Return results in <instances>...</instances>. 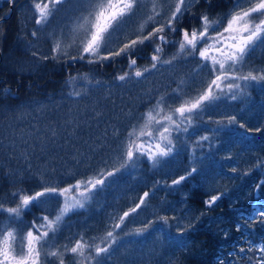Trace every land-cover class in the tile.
<instances>
[{
    "label": "trees",
    "instance_id": "16d2710c",
    "mask_svg": "<svg viewBox=\"0 0 264 264\" xmlns=\"http://www.w3.org/2000/svg\"><path fill=\"white\" fill-rule=\"evenodd\" d=\"M234 3L235 0H193L192 8L179 24L189 30L199 28L202 15L211 19L226 17ZM74 9L61 8L47 27L41 28L34 23L31 0H15L13 12L9 0H0V141L16 145L8 149L0 146V202L5 207L15 206L12 192L31 193L49 185L67 187L77 180L114 170L124 160L123 149L132 125L139 127L143 123V114L161 95L174 100L177 107L201 93L213 78L208 70L200 68L199 60L192 59L167 67V77L175 76L171 85L162 83L161 72L157 71L145 73L140 82L134 76L131 82L117 81L118 75L133 73L128 61L120 58L95 64L66 57L41 59L55 55L54 38L60 36L61 29L67 37L75 17L80 15ZM166 16L165 8L156 19L163 23ZM155 26L149 22L145 31ZM33 31L37 36H32ZM135 34L134 30L130 37ZM174 38L179 39V34ZM69 51L74 53L75 49ZM33 52L38 55L33 56ZM151 53L150 45L138 46V67L151 65ZM261 69L264 48H258L248 58L238 75ZM77 90L87 95L82 99L69 96ZM236 95L235 100L228 95L205 108L187 133L181 132L178 137L173 133V153L160 165L153 167L152 161L139 156L127 168L108 177L85 208L65 217L53 243L69 244L81 235L89 243L93 238L95 243H101L111 230L117 243L107 264H220L221 260L230 264V252L240 246L247 248L243 238L237 240L241 235L235 230L237 223L245 235L253 229L264 231L241 218V213L245 217L250 213L251 205L264 202V185L256 189L264 181V82H251L249 88L244 87L243 93ZM230 116L253 131L245 133L237 125H230ZM53 128L54 143L50 139ZM256 128L261 131L256 132ZM202 136L209 139L201 140ZM41 137L48 145L43 152ZM229 155L231 159H226ZM193 167L197 171L188 176ZM233 167L236 172L231 171ZM180 176L187 179L172 185V180ZM145 192L149 194L145 204L120 228H113ZM212 194L220 195V200L207 209L203 201ZM45 199L49 203L25 210L21 229L26 231L39 217L51 219L62 206L61 197ZM162 216L177 217L179 223L169 219L165 224ZM6 217L0 212V229L8 223ZM185 226L187 231L180 236L178 229ZM145 227L147 231L142 235L134 234L135 229ZM176 240L185 241L186 246H178ZM69 259L70 256L66 258Z\"/></svg>",
    "mask_w": 264,
    "mask_h": 264
},
{
    "label": "snow or ice",
    "instance_id": "6c2138e0",
    "mask_svg": "<svg viewBox=\"0 0 264 264\" xmlns=\"http://www.w3.org/2000/svg\"><path fill=\"white\" fill-rule=\"evenodd\" d=\"M31 2L35 13L34 23L41 28L47 27L61 8L84 9L75 17L76 23L70 28L66 38L63 29L60 36L54 38L52 51L55 55L43 56L41 59L59 60L66 57L72 61L86 60L89 64H95L120 58L127 60L128 67L134 71L132 74L125 72L115 79L119 82H131L134 76L137 78L136 82H140L139 78L145 77V73L157 68L158 63L170 65L177 59V55H173L171 59H161L163 46L172 43L177 46L178 55L193 58L198 56L199 60L204 62L200 67L206 68L213 77L201 93L190 100H184L175 108L172 107L174 100L169 102L164 95H161L155 105L143 114V123L139 127L132 125L123 149L124 160L114 170L77 180L75 184L67 187L49 185L31 193L12 192L11 195L16 198L14 207H5L0 202V212L7 213L8 220V223L0 229V264H107L114 254L113 245L117 243L114 232L107 231L101 238V243H95V238L89 243L81 235L79 239L69 244H54L53 241L57 233L61 232L65 217L85 208L87 202L93 198L94 191L99 190L98 186L102 188L108 177L115 176L121 169L127 168L129 162L137 157L146 156L152 161L153 167L160 165L173 153V133H176L177 137L181 132L187 133L189 127L193 126V121L199 118V114L209 105L220 100L225 90L233 100L237 99V92L243 93L244 88L241 84L230 81L264 82V69L256 73L249 71L247 74L237 75L248 58L258 48H264V0H235L233 9L226 17L211 19L207 15H202L199 18L200 27L191 30L178 29L174 25L179 24L181 18L190 11L193 0H150V14L137 26L134 38L130 37L126 28L140 10L142 0H87L86 4H81L80 0H76V3L73 0H31ZM195 2L198 3L199 0ZM9 3L14 4L15 0H9ZM165 8L167 19L160 23L156 18L162 15ZM149 22L156 26L150 31H145ZM177 32L180 36L179 40H172L169 33ZM32 36H37V32L33 31ZM146 42L155 44L156 47L151 56V66L141 69L137 67L136 53L138 46ZM70 49H75V52L69 51ZM36 55L38 54L33 52V56ZM71 79L75 80L76 77ZM96 83L99 84L100 81ZM85 95L86 92L78 90L69 93V96L81 99ZM228 123L244 129L245 133L253 131L245 123L237 121L235 116H230ZM255 131L260 132L261 129L256 128ZM51 132L50 139L54 143L56 129H51ZM145 136L149 140L147 144L141 140ZM208 139L207 136L201 137V140ZM40 140V151L43 152L48 145L43 143V137ZM0 146L5 149L16 147L14 142L3 145L2 141ZM29 147L32 148V145ZM22 155L27 157L26 152ZM226 159H231V156H227ZM196 171L197 169L193 167L188 172V176ZM231 171L236 172V168H231ZM186 179V176H180L172 180V185H179ZM262 185L264 181L256 186L257 191ZM148 195L145 192L130 211L124 212L118 218L113 228H120L127 217L145 204ZM47 197H63L62 206L58 207L56 214L51 219L46 215L34 219L26 231L21 229L19 224L22 222L25 210L49 203L45 199ZM218 200L220 195L212 194L203 203L207 209H211ZM250 208V213L246 217L241 213V218L259 224L264 230V202L254 203ZM160 219L165 224L169 219L179 223L177 217L162 216ZM235 230L241 234L237 240L243 238L244 243L248 245L247 248L238 247V253H260L258 258L248 257L246 264H264V231L260 234V242L256 243L251 233L245 235L239 223L236 224ZM146 231L147 227L137 228L134 234L142 235ZM185 231L187 226L179 228L178 234L183 236ZM174 243L180 247L186 246V242L182 240H176ZM238 253L234 250L228 255L236 256ZM69 256L71 259L66 260ZM220 264H224V261L221 260Z\"/></svg>",
    "mask_w": 264,
    "mask_h": 264
},
{
    "label": "rangeland",
    "instance_id": "374dc122",
    "mask_svg": "<svg viewBox=\"0 0 264 264\" xmlns=\"http://www.w3.org/2000/svg\"><path fill=\"white\" fill-rule=\"evenodd\" d=\"M80 3L81 4H86L87 3V0H80ZM150 9H151V3H150V0H142V4H141V8H140V10L136 13V15H135V17H133V19H132V21H131V23L128 25V27L126 28V31L129 33V35L130 34H132L133 32H134V30L137 28V26L139 25V24H141V23H143L145 20L144 19H142L143 18V16H146L147 14H148V12H150ZM82 11H84V9L83 8H81V7H77V8H75L74 9V13H81ZM75 23H76V21H75ZM74 25V24H73ZM150 46H151V48H152V54H153V51H154V48L156 47V45L155 44H150ZM164 47V51H166L165 52V57H166V59H171L172 57H173V55H177V59L175 60V61H183V60H187V59H192L193 61H197V60H199V57L197 56V57H195V58H193V57H187V56H184V55H178L177 54V46H174L172 43H169V44H167V45H164L163 46ZM162 59V58H161ZM164 59V58H163ZM174 61V62H175ZM173 62V63H174ZM199 62V65H202L204 62L203 61H201V60H199L198 61ZM159 64V63H158ZM175 64H177V62L175 63ZM167 65H169V64H163V63H160L159 65H157V68H155V69H152V71L151 72H153V71H157V72H163V71H165V69H166V66ZM151 65L150 64H148V66H145V67H150ZM138 67V66H137ZM141 69H143L144 67H140ZM204 69H206V68H204ZM207 70V69H206ZM128 71V70H127ZM134 71V70H133ZM239 74H241L242 73V71H241V68L239 69V72H238ZM238 73H237V75H238ZM163 82H164V80H163ZM230 82H233V83H239V84H241V86L244 88H249L250 87V85H251V83H248V82H245V81H239V80H237V81H230ZM245 85H247V86H245ZM236 94H239V92H237ZM178 118V117H177ZM141 140L145 143V144H147V143H149V140H148V138L145 136V137H142L141 138ZM154 143V142H153ZM145 158H147L146 156H144ZM140 158V157H139ZM150 161V160H149ZM62 198V200H63V197H61ZM251 257H254V258H256L255 256H251Z\"/></svg>",
    "mask_w": 264,
    "mask_h": 264
},
{
    "label": "bare ground",
    "instance_id": "6f19581e",
    "mask_svg": "<svg viewBox=\"0 0 264 264\" xmlns=\"http://www.w3.org/2000/svg\"><path fill=\"white\" fill-rule=\"evenodd\" d=\"M166 83H169V85H171V83L175 80V76H169L165 79H163ZM7 214V213H6Z\"/></svg>",
    "mask_w": 264,
    "mask_h": 264
}]
</instances>
